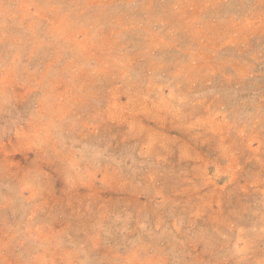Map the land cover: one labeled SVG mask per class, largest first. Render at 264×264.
Masks as SVG:
<instances>
[{
    "label": "rangeland",
    "instance_id": "rangeland-1",
    "mask_svg": "<svg viewBox=\"0 0 264 264\" xmlns=\"http://www.w3.org/2000/svg\"><path fill=\"white\" fill-rule=\"evenodd\" d=\"M0 264H264V0H0Z\"/></svg>",
    "mask_w": 264,
    "mask_h": 264
}]
</instances>
